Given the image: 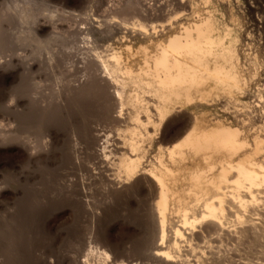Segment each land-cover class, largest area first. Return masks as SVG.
<instances>
[{
    "label": "bare ground",
    "instance_id": "1",
    "mask_svg": "<svg viewBox=\"0 0 264 264\" xmlns=\"http://www.w3.org/2000/svg\"><path fill=\"white\" fill-rule=\"evenodd\" d=\"M146 4L125 0L76 27L70 47L80 36L102 44L68 80L57 68L64 60L37 58L36 46L14 59L21 112L50 136L16 147L47 153L66 121L80 138L65 146L68 211L93 229L64 264H264V0ZM26 9L21 44H41L53 26L30 24ZM49 76L58 88L45 95ZM85 104L98 123L113 122V135L81 119Z\"/></svg>",
    "mask_w": 264,
    "mask_h": 264
},
{
    "label": "rangeland",
    "instance_id": "2",
    "mask_svg": "<svg viewBox=\"0 0 264 264\" xmlns=\"http://www.w3.org/2000/svg\"><path fill=\"white\" fill-rule=\"evenodd\" d=\"M124 1L107 0V3L100 7L99 3L93 0H0V140L4 139L0 146V188L4 189L0 197V264H49L50 261L54 264H64V260L70 255H79L76 248L93 229L89 220L81 221L77 212L74 213L73 219L68 211V149L70 150L72 145L80 144V138L73 133L71 124L66 121L65 127L56 125L62 138L58 142L52 141L47 153L41 152L42 154L30 157L16 147L20 139L29 146H45L49 143L50 136L46 134L44 127H40V117L24 118L21 112L24 108L21 105L22 76L14 59L18 54L32 53L36 46L39 49V53L35 55L37 58L44 59L45 54L46 57L54 54L55 58L64 60L57 68L64 71V78L68 80L70 74L79 71L82 58L87 55L89 49L102 44L94 37L91 38L92 42L86 44L80 36L74 47H70V41L75 38V30L79 25L85 27L90 20L89 16L100 18L109 13L108 9L121 6ZM142 1L147 3V6H153L157 0ZM26 7L28 12L34 14L33 18L28 19L30 24L35 19L39 22L49 21L53 26L50 35L40 36L41 44L33 43V40H26L24 46L21 44L23 30L26 29L23 19ZM130 21L131 19L129 25L132 24ZM99 48L101 49L98 47L97 50H100ZM134 58L135 62L139 61L138 57ZM4 62L12 70L8 81L5 79ZM43 80L42 92L44 90L45 95L54 93L58 88L54 77L49 76ZM91 107L84 105V110L79 115L81 119L113 135V122L100 120L98 123L97 114L92 112ZM65 109L67 114L71 113L70 106ZM64 122L65 118L59 123ZM65 146H68L67 150ZM99 198L98 195L94 198L97 205H101ZM114 213L112 220L115 218ZM110 218L109 222L100 225L102 228L99 229L103 230L100 233L109 230L112 221ZM99 229H96L94 234ZM119 230L117 235L121 232ZM121 240L125 238L122 236ZM134 257L130 259L142 260L137 255Z\"/></svg>",
    "mask_w": 264,
    "mask_h": 264
}]
</instances>
